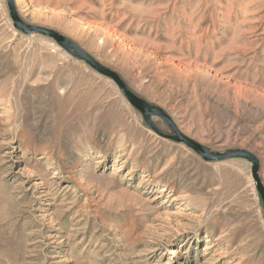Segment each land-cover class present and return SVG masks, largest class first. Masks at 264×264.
Masks as SVG:
<instances>
[{"label":"rangeland","instance_id":"1","mask_svg":"<svg viewBox=\"0 0 264 264\" xmlns=\"http://www.w3.org/2000/svg\"><path fill=\"white\" fill-rule=\"evenodd\" d=\"M14 4L264 187V0ZM0 264H264V207L0 0Z\"/></svg>","mask_w":264,"mask_h":264},{"label":"water","instance_id":"2","mask_svg":"<svg viewBox=\"0 0 264 264\" xmlns=\"http://www.w3.org/2000/svg\"><path fill=\"white\" fill-rule=\"evenodd\" d=\"M5 1L15 29L21 31L24 34H38L52 39L58 46L64 49L67 53L86 63L90 68H92L98 74L111 79L116 84L119 91L128 101V103L132 107H134L138 112H140V114L144 117L146 123L157 134L169 138L170 140H173L176 143L185 144L189 149L195 152L202 160L207 162L222 161L228 159H243L249 162L251 165V174L255 182V187L261 199L262 205L264 207V187L262 186L260 179L258 177V160L253 154L241 149L230 150L223 153L212 152L207 147L184 136L177 130L171 118L163 110H161L158 107L152 106L144 102L142 99H140L127 87V85L121 80V78L114 71L109 70L103 67L102 65H100L92 57H90L85 52H83L75 43L70 41L65 36L46 28L31 26L26 24L19 18L16 12L14 0H5ZM151 115H155L161 118L163 121H165L169 126V128L171 129L173 135L167 136L158 132L157 129L154 127V125L151 123L150 120Z\"/></svg>","mask_w":264,"mask_h":264},{"label":"bare ground","instance_id":"3","mask_svg":"<svg viewBox=\"0 0 264 264\" xmlns=\"http://www.w3.org/2000/svg\"><path fill=\"white\" fill-rule=\"evenodd\" d=\"M81 167V166H80ZM79 168V167H78ZM77 170H79V169H77Z\"/></svg>","mask_w":264,"mask_h":264}]
</instances>
